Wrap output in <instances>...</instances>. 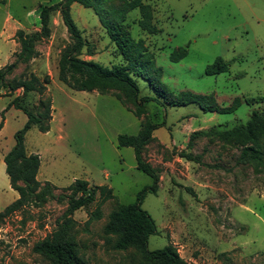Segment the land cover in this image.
Here are the masks:
<instances>
[{
  "label": "rangeland",
  "instance_id": "1",
  "mask_svg": "<svg viewBox=\"0 0 264 264\" xmlns=\"http://www.w3.org/2000/svg\"><path fill=\"white\" fill-rule=\"evenodd\" d=\"M58 1L0 0V63H7L9 53L1 34L7 17L36 34L41 7ZM94 2L95 7L72 6L87 42L80 57L107 66L126 64L105 24L124 23L136 40H143V55L137 59L142 75L135 77L140 95L157 99L146 102L145 113L136 116L132 103L116 97L118 90L80 91L60 81L59 58L71 37L61 14L53 12L51 35L36 42L39 56L19 63L8 76L36 74L50 80L44 95L32 93L21 103L36 107L43 99L52 100L50 130L32 127L25 139L27 151L40 155L38 178L53 184L52 194L43 206H28L0 223V264H52L34 251V244L66 217L75 220L86 264H151L134 248L115 250L114 238L104 233L111 211L119 203L136 201L153 184L137 168L133 147L118 145L119 134H136L146 122L159 125L143 152L159 170L156 193L147 192L142 203L157 224L149 249L173 243L190 264H264V173L241 159L243 144L214 132L245 123L255 111L264 113V0ZM217 57L223 58L226 70L207 74ZM182 91L198 96L185 103ZM20 94L22 90L0 93L2 211L19 196L10 185L4 156L27 121L22 110L10 105ZM236 99L240 103L235 110L223 112ZM196 131L205 133L189 143ZM183 150L194 160L181 157ZM76 179L93 187L106 184L115 197L100 204L97 194L93 202L69 213V185ZM97 209L101 216L93 218Z\"/></svg>",
  "mask_w": 264,
  "mask_h": 264
},
{
  "label": "trees",
  "instance_id": "2",
  "mask_svg": "<svg viewBox=\"0 0 264 264\" xmlns=\"http://www.w3.org/2000/svg\"><path fill=\"white\" fill-rule=\"evenodd\" d=\"M74 3L84 7H95L94 0H60L53 5L41 7L40 32L32 34L22 29L18 30L16 39L21 49L16 53V60L0 68V93L4 89H8L9 93L22 90V94L14 98L10 105L22 110L27 115V121L23 128L15 133V144L4 156L10 185L18 192L19 196L3 211L0 210V223L6 217L17 211H23L28 206H43L52 194L53 184L49 181L43 184L37 177L41 166L40 155L29 153L25 142L26 133L32 127H37L42 132L50 130L53 118L52 100L50 98L43 99L36 107L29 105L25 100L24 104L21 103L23 97L32 93L37 92L41 96L44 95L50 80L48 76L41 79L36 74H30V76L22 74L19 77L15 76L12 80H8V76L12 74L19 63L28 64L39 56L40 52L36 48V42L39 38H47L51 35L50 22L53 12L58 11L61 14L63 23L71 37L70 43L63 49L59 58L58 77L60 81L70 88L80 91L118 90L119 93L116 94V97L122 103H132L135 106L133 112L136 116L145 113L146 102L157 99L153 96L140 95L135 77L142 75L137 59L143 55L141 50L143 40H136L124 23L113 21L105 24L118 52L127 59L126 64L107 66L98 61L80 57L87 42L73 17L72 5ZM133 5L136 7L135 4ZM174 60L177 59L174 58ZM225 70L223 58L217 57L212 64L207 66L206 73L219 74ZM180 95L185 103L198 96L192 91H182ZM123 96L126 100L123 99ZM239 103V99H236L233 107L226 108L223 112L235 110ZM2 126L3 122H0V128ZM157 127H159L158 124L146 122L136 134L122 133L118 135V145L133 147L137 168L150 175L153 184L143 188L138 193L136 201L119 203L117 208L109 214L104 226V233L114 238L112 247L115 250L134 248L148 263L190 264L180 255L178 248L173 243L154 250L149 249L148 245L149 237L157 232V224L151 214L142 207V203L147 192L156 193L159 170L146 161L143 152L146 145L152 140L153 131ZM214 132L222 139H233L243 144L245 147L241 152V159L251 162L256 171L264 173V113L255 111L245 123L236 124L223 130L218 129ZM204 133V131L194 132L189 143L196 135ZM180 155L186 159L194 160L192 154L186 150L181 151ZM69 188L73 190L67 210L69 213L93 202L97 194H100V204L115 197L112 187L106 184L93 187L86 179H76L69 185ZM91 215L93 218H99L101 212L97 209ZM74 227L75 220L72 217H66L53 232L34 244V251L49 258L52 264H86L79 252Z\"/></svg>",
  "mask_w": 264,
  "mask_h": 264
},
{
  "label": "crops",
  "instance_id": "3",
  "mask_svg": "<svg viewBox=\"0 0 264 264\" xmlns=\"http://www.w3.org/2000/svg\"><path fill=\"white\" fill-rule=\"evenodd\" d=\"M6 23H8V24L4 25V27L1 31V34L5 36L4 37V43H5L4 45L7 47L8 51H9V53H7V56H6L7 63H11L13 61V59L16 57V53L19 52L21 49L20 44L16 39V32L20 29L24 30L27 33H30L31 31L26 29L25 25L23 23H21L20 21L16 20L15 18H13L11 16L7 17ZM37 29H38V27L36 28V30ZM7 63H0V68L2 66H5ZM11 107H14V106H11ZM38 175H39V173H38Z\"/></svg>",
  "mask_w": 264,
  "mask_h": 264
}]
</instances>
